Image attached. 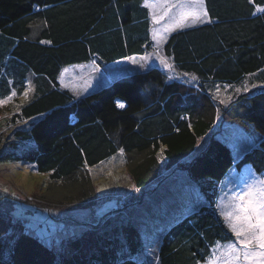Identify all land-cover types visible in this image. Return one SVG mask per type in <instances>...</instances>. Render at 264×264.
<instances>
[{
	"label": "trees",
	"instance_id": "trees-1",
	"mask_svg": "<svg viewBox=\"0 0 264 264\" xmlns=\"http://www.w3.org/2000/svg\"><path fill=\"white\" fill-rule=\"evenodd\" d=\"M204 2L212 23L175 32L163 47L180 77L153 66L78 99L60 86L66 67L94 62L103 68L152 51L144 0H0V100L13 91L23 97L33 74L31 97L8 121L11 138L0 142V163L31 164L62 181L121 152L163 149L168 161L188 157L213 125L201 118L199 100L176 102L184 81L206 97L221 86L231 107L245 111L237 121L254 136L253 148L236 161L227 143L214 137L199 153L188 171L194 176L201 167L196 180L205 201L166 230L158 264H202L217 241L233 242L217 208L220 186L231 170L251 166L264 174V12L258 10L264 0ZM37 21L45 28L32 40ZM154 164L149 176L135 179L139 189L156 178ZM6 228L11 232L0 230V264H149L137 240L127 242L131 250L107 256L109 241L77 236L55 252ZM85 248L95 252L87 256Z\"/></svg>",
	"mask_w": 264,
	"mask_h": 264
},
{
	"label": "rangeland",
	"instance_id": "rangeland-1",
	"mask_svg": "<svg viewBox=\"0 0 264 264\" xmlns=\"http://www.w3.org/2000/svg\"><path fill=\"white\" fill-rule=\"evenodd\" d=\"M147 3L159 4L155 16L163 17L159 24L154 23L153 10L146 7L150 12L153 41L151 52L113 62L103 68L94 62L66 67L59 75L60 86L79 99L111 85L115 80L145 72L153 66L163 69L172 79L180 77L172 61L164 55L163 47L175 32L206 22L179 25L165 33L164 29L171 26L182 11L178 7H171L169 11V6L187 5L188 0H147ZM203 5L206 10L204 0ZM183 10L188 9L185 7ZM44 28L45 23L42 21L33 23L30 38L37 39ZM154 34L164 35V42L157 44ZM161 57L172 65V70L160 63ZM32 75L28 76L31 87L26 90L27 96H14L0 105V142L6 137L11 138L8 135L14 126L8 121L19 106L31 97ZM184 82L186 84L176 102L191 103L199 100L201 118L213 125L212 130L199 140L191 155L168 161L164 159L163 149L134 151L120 154L93 168L82 169L62 181L50 180L48 175L38 173L31 164L0 163V230L10 233L11 230H6L10 224L12 230L18 228L36 237L45 247L55 252L61 251L63 245L73 237H90L94 243L95 237H100L109 241L105 252L107 256L121 255L131 250L132 244L128 245L127 242L137 240L141 259L149 264H158V250L166 230L180 218L197 210L205 201L196 180L201 167L195 169L194 176L188 171L199 153L203 152L212 138L218 137L227 143L234 159L238 161L255 144L254 136L248 135L244 126L237 121L245 111L231 107L230 101L225 100L228 95L221 86H215L212 95L206 97L199 95L194 84ZM228 104L231 109L225 108ZM219 105L224 108L221 109ZM154 163H159L156 178L139 189L135 179L149 176V169ZM230 172L220 186L217 203L223 219L224 213L233 209L237 202L234 197L238 193L245 191L249 185L259 186L258 182L264 181V174H256L251 166H246L241 172ZM224 221L227 225V221ZM220 245L223 251L226 243ZM93 251L92 248H85L84 253L89 256ZM239 264L253 262L241 261Z\"/></svg>",
	"mask_w": 264,
	"mask_h": 264
},
{
	"label": "snow or ice",
	"instance_id": "snow-or-ice-1",
	"mask_svg": "<svg viewBox=\"0 0 264 264\" xmlns=\"http://www.w3.org/2000/svg\"><path fill=\"white\" fill-rule=\"evenodd\" d=\"M159 4H150L145 0L144 7L153 10L154 23L159 24L163 17L155 16V9ZM181 8L182 11L177 18L173 20V24L164 29V32L172 31L176 26L196 23H212L209 13L205 10L203 0H188L187 5L175 4L169 6ZM187 7V11L183 9ZM264 12V8L258 9ZM157 44L164 42V35L154 34ZM160 63L165 68L172 70V65L164 58H160ZM195 79V77H193ZM30 87V85H29ZM16 95L15 91L11 93L8 100ZM27 96L28 92L25 91ZM7 101L0 100V105ZM118 107L124 108L123 103H119ZM123 153L121 152V155ZM249 185L245 191L238 193L234 200L237 201L231 211L224 213V219L227 221L228 227L236 237V242H227L222 246L217 241L215 248L209 254L205 264H239L241 261H252L253 264H264V181ZM242 201L243 203H239ZM226 257V259H223ZM195 264H200L196 261Z\"/></svg>",
	"mask_w": 264,
	"mask_h": 264
}]
</instances>
